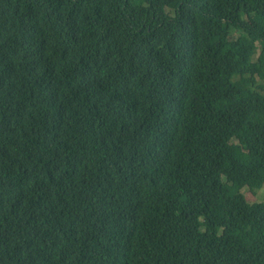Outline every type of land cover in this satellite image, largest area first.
I'll list each match as a JSON object with an SVG mask.
<instances>
[{"label": "trees", "instance_id": "1", "mask_svg": "<svg viewBox=\"0 0 264 264\" xmlns=\"http://www.w3.org/2000/svg\"><path fill=\"white\" fill-rule=\"evenodd\" d=\"M260 190L264 0H0V264H264Z\"/></svg>", "mask_w": 264, "mask_h": 264}, {"label": "rangeland", "instance_id": "2", "mask_svg": "<svg viewBox=\"0 0 264 264\" xmlns=\"http://www.w3.org/2000/svg\"><path fill=\"white\" fill-rule=\"evenodd\" d=\"M245 191H246V190H245ZM260 191H262V193L264 194V191H263V190H260ZM260 191H258V192H260ZM258 192H257V195H256L255 197H260V196L262 195L261 193L259 194ZM246 198H247V199H250L249 196H248V194L246 195ZM253 198H254V197H253ZM262 198H263V197H262ZM255 202H262V199L255 200Z\"/></svg>", "mask_w": 264, "mask_h": 264}]
</instances>
